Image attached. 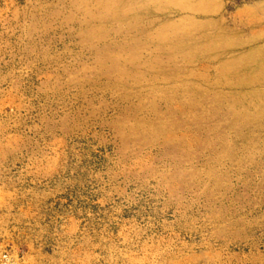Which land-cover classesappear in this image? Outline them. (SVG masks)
Listing matches in <instances>:
<instances>
[{
    "label": "rangeland",
    "instance_id": "obj_1",
    "mask_svg": "<svg viewBox=\"0 0 264 264\" xmlns=\"http://www.w3.org/2000/svg\"><path fill=\"white\" fill-rule=\"evenodd\" d=\"M0 264H264V0H0Z\"/></svg>",
    "mask_w": 264,
    "mask_h": 264
}]
</instances>
